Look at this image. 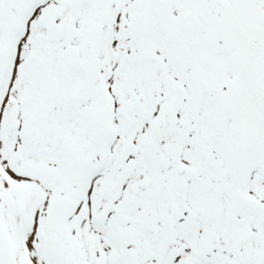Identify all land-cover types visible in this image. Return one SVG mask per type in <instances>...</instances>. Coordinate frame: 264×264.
I'll return each mask as SVG.
<instances>
[{
  "label": "snow or ice",
  "instance_id": "snow-or-ice-1",
  "mask_svg": "<svg viewBox=\"0 0 264 264\" xmlns=\"http://www.w3.org/2000/svg\"><path fill=\"white\" fill-rule=\"evenodd\" d=\"M0 264H264V0H0Z\"/></svg>",
  "mask_w": 264,
  "mask_h": 264
}]
</instances>
